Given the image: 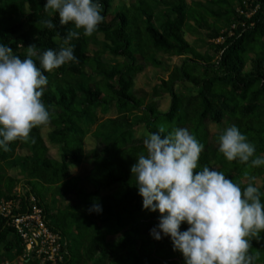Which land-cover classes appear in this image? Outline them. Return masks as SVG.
I'll use <instances>...</instances> for the list:
<instances>
[{
    "label": "trees",
    "instance_id": "obj_1",
    "mask_svg": "<svg viewBox=\"0 0 264 264\" xmlns=\"http://www.w3.org/2000/svg\"><path fill=\"white\" fill-rule=\"evenodd\" d=\"M99 2L103 22L92 36L81 32L79 39L71 41L76 61L52 72L41 69L48 80L41 100L49 111V138L60 147V158L52 157L41 126L33 128L27 140L11 142L8 152L0 151V201L18 198L15 188L19 185L24 189L19 198L23 210L29 194L37 196L50 226L64 237L60 264H184L168 237L157 241L150 235L159 213L142 209V197L131 177L130 166L144 151V138H136L134 129L143 125L155 133L161 124L169 130L173 126L186 128L204 145L198 167L224 172L242 188L248 183L247 171L256 180L262 179L263 184L259 186L255 180V186L264 192V167L228 162L217 151L220 131L209 128L211 123L222 124L228 119V126L236 125L255 145L256 155H264V0H210L214 6L188 0ZM44 3L0 0V43L10 46L21 59L29 45L33 44L39 55L45 49H58L67 32L76 31L71 24L60 25L58 13H46ZM45 20L55 27L46 28ZM195 27L205 29L215 40L224 39L210 44L215 60L186 39L184 30ZM100 33L103 40L98 39ZM92 44L101 47L93 53ZM106 52L123 59L109 62L103 57ZM159 53L184 57L155 88L156 97L169 94L172 98L166 111L155 101L147 103V96L133 86L147 66L163 63ZM33 60L39 67L38 60ZM180 84L195 87L197 96L179 92ZM111 109L116 110V116L98 114ZM93 125L96 145L86 150L84 140ZM19 150H26L27 156ZM85 161L92 166L89 173L73 175L71 166ZM14 168H20L23 180L9 174ZM37 184L76 195L86 210L68 205L51 214ZM114 186L107 194L99 190ZM94 198L102 206L100 214L88 211ZM187 227L182 223L180 230ZM118 234V238H109ZM20 241L10 220L0 218V264L18 254L22 264H38L35 259L23 258ZM249 251L258 254L255 264H264V233L251 240Z\"/></svg>",
    "mask_w": 264,
    "mask_h": 264
},
{
    "label": "clouds",
    "instance_id": "obj_2",
    "mask_svg": "<svg viewBox=\"0 0 264 264\" xmlns=\"http://www.w3.org/2000/svg\"><path fill=\"white\" fill-rule=\"evenodd\" d=\"M42 8L58 13L60 25L71 24L76 31H68L58 49H45L39 55L29 45L24 59L0 43L3 152L9 151L11 142L27 140L33 128L49 123V111L41 100L48 80L41 69L52 72L75 62L71 41L79 39L81 32L92 36L103 22L99 0H45ZM44 23L48 29L55 27L51 20ZM142 143L144 151L135 157L130 173L142 209L159 213L157 225L150 230L152 238L168 237L184 264H255L258 254L250 253L251 240L264 233V192L255 186L256 177L246 171L248 183L242 188L224 172L198 167L204 145L183 127L169 130L161 124L155 133H146ZM217 143L218 153L228 162L264 167V155H256L255 145L236 125L224 127ZM102 210L94 198L89 213ZM182 223L188 225L184 231Z\"/></svg>",
    "mask_w": 264,
    "mask_h": 264
},
{
    "label": "rangeland",
    "instance_id": "obj_3",
    "mask_svg": "<svg viewBox=\"0 0 264 264\" xmlns=\"http://www.w3.org/2000/svg\"><path fill=\"white\" fill-rule=\"evenodd\" d=\"M133 1V0H130ZM198 1L203 4H206L208 6H214L210 0H188L190 4L193 2ZM158 8H161L158 7ZM24 24H25V18L20 19ZM184 34L186 39L194 45L202 54H205L207 57H210L212 59H216L214 49L211 48L210 44L211 42H221L224 39L223 38H218V39H213L209 32L206 31L205 29H201L199 27H195L192 30L185 29ZM98 39L103 40V35L100 33L98 35ZM100 45L98 44H92L91 50L93 53L97 51V49H100ZM104 59L109 61V62H114L117 60H122L123 58L118 57L114 58L110 52H106L103 55ZM158 58L163 62L161 65L158 67H154L152 65L147 66V68L140 73L136 80L135 84L133 85L134 88L139 92L141 95H146L147 103H151L153 101L156 102L158 107L164 111L168 110L171 106L172 98L169 94H164L161 97H156L155 95V88L158 87L160 84V79L161 78H167L169 71L176 65H181L184 61V57L182 56H175V55H170L166 53H159ZM95 79V78H94ZM178 91L181 92L182 94L185 95H193L197 96V90L195 87H192L190 84H180L178 85ZM99 116H102L103 118L106 117H114L117 115V112L115 109H111L108 113H103L101 110L98 111ZM229 120L226 119L222 124H217V123H211L209 128L212 132H217L221 131L224 127H227L229 125ZM95 125L91 126L90 132L86 135L85 140H84V146L87 150L91 149L96 145V139L92 134V131L95 129ZM52 130V126L48 123L46 125L41 126V133L46 140L47 145L49 146L50 153L53 158L59 159L61 150L60 147L54 143L49 138V133ZM149 133L147 129L143 125H138L134 129V136L136 138H145V134ZM18 153L22 156H27V151L26 150H19ZM90 162L85 161L81 164H73L71 166V170L73 172V175H81L85 176L86 174L89 173L91 169V164ZM9 174L12 176H15L17 178H21L23 180V175L21 173L20 168H14L9 170ZM257 185L261 186L263 184V181L261 178L256 180ZM84 184L89 188V189H94V186L87 181L84 182ZM116 186L112 187L111 189H107L104 187H100L99 190L103 194H107L110 191L114 190ZM37 189L39 193L41 194L44 203L48 207L50 213H60L68 205H77L81 210H86V207L83 204H80L78 201V198L76 195L68 193V194H62L59 191H57L56 186H50V185H41L37 184ZM52 220V218H51ZM120 234L116 236H110V239L118 238ZM9 264H22L21 259L18 256L14 257L12 260H7ZM3 262L1 264H6V262Z\"/></svg>",
    "mask_w": 264,
    "mask_h": 264
},
{
    "label": "built area",
    "instance_id": "obj_4",
    "mask_svg": "<svg viewBox=\"0 0 264 264\" xmlns=\"http://www.w3.org/2000/svg\"><path fill=\"white\" fill-rule=\"evenodd\" d=\"M23 193L24 189L19 185L15 188L18 198L0 201V218L9 219L21 239L23 258L35 259L38 264H60L64 260L62 233L50 226L44 206L39 204L35 194H29L28 206L23 210L19 202Z\"/></svg>",
    "mask_w": 264,
    "mask_h": 264
},
{
    "label": "crops",
    "instance_id": "obj_5",
    "mask_svg": "<svg viewBox=\"0 0 264 264\" xmlns=\"http://www.w3.org/2000/svg\"><path fill=\"white\" fill-rule=\"evenodd\" d=\"M47 144V143H46ZM48 146V145H47ZM49 147V146H48ZM84 148H85V146H84ZM93 148V147H92ZM86 149V148H85ZM87 150V149H86ZM92 168V167H91ZM73 173V172H72ZM87 175V174H86ZM85 175V176H86ZM76 176H81V175H76ZM86 182V181H85ZM88 182V181H87ZM89 183V182H88Z\"/></svg>",
    "mask_w": 264,
    "mask_h": 264
}]
</instances>
